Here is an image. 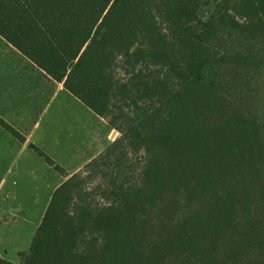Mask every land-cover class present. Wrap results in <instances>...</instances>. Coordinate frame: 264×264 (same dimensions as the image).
<instances>
[{"label": "trees", "instance_id": "1", "mask_svg": "<svg viewBox=\"0 0 264 264\" xmlns=\"http://www.w3.org/2000/svg\"><path fill=\"white\" fill-rule=\"evenodd\" d=\"M0 36L120 132L73 175L30 145L66 179L0 264H264V0H0Z\"/></svg>", "mask_w": 264, "mask_h": 264}, {"label": "rangeland", "instance_id": "2", "mask_svg": "<svg viewBox=\"0 0 264 264\" xmlns=\"http://www.w3.org/2000/svg\"><path fill=\"white\" fill-rule=\"evenodd\" d=\"M61 89L57 82L0 36V114L26 130L32 127L36 118H40L35 139L46 148L57 141L64 146L82 143L92 134L88 118L81 111L83 104L68 90L57 94L55 101L50 103L51 97ZM60 105L64 111L59 113L56 109ZM49 131L51 133L46 136L45 133ZM13 136L0 125V246L8 251L12 250L9 231L20 225L24 216L22 212L4 205L2 198L4 201H11L14 197L11 196L10 189L14 188L21 194L14 201L19 199L21 203V197L29 202L35 199L41 205L36 204L34 211L27 213L25 220L37 224L43 214L42 206L48 200L46 192L52 190L55 183L52 176L37 175L43 170V161L39 157L38 160L42 162H31L24 154H19L20 148ZM57 149L58 151L55 148L53 150L61 152L63 147ZM26 164L36 174L33 179L23 177ZM13 175H20L17 176L15 185ZM3 177H6L7 182L2 190ZM14 257L19 263V253L14 254Z\"/></svg>", "mask_w": 264, "mask_h": 264}, {"label": "crops", "instance_id": "3", "mask_svg": "<svg viewBox=\"0 0 264 264\" xmlns=\"http://www.w3.org/2000/svg\"><path fill=\"white\" fill-rule=\"evenodd\" d=\"M41 70V69H40ZM50 77V76H49ZM52 79V78H51ZM53 80V79H52ZM55 81V80H54ZM57 82V81H55ZM60 85L61 90L59 92L55 93L53 97L50 99V103L52 101H55V98L57 94L61 93L62 91H66L67 89L64 87L63 83L57 82ZM74 96V95H73ZM75 97V96H74ZM76 98V97H75ZM78 99V98H77ZM79 100V99H78ZM80 101V100H79ZM84 107H82V113L88 118L89 125L92 128V134L89 138H87L84 142L80 143H72V146H64L61 142H56L49 148L44 147L43 145H40V143L35 139V132H37V128L40 127V118L33 121L32 127L29 128V130H26L20 126H16L15 124L8 121L3 115L0 114V116L5 119L8 123L13 125L23 136L24 140H20L17 137L13 136L11 133H9L6 129V131L15 138L14 142H17V147L20 148L18 151L19 154H24L26 157L29 158V161H43V170L37 175H47V177H53L55 179V183L53 184L52 190H48L46 193L47 195V202H44L42 209L43 214L41 215V220L43 218L44 212L50 202L51 196L54 192V190L66 179V176H63L60 172H57V170L49 165L45 159L40 156L30 145L34 144L40 149H42L45 153H47L51 158L55 160V162L59 165H61L68 173V175H73L76 172L82 170L90 161H92L94 158L99 156L111 143H113L119 136V132L111 127L108 123V121L96 114L93 110H91L88 106H86L82 101H80ZM49 103V104H50ZM57 112H62L63 108L62 106H58L56 109ZM64 111V110H63ZM51 131L48 133H45V135L49 136ZM16 147V146H15ZM55 148L56 151H58L57 148L63 147L61 149L62 151L56 152L53 149ZM53 150V152H52ZM41 158L42 161L38 160V158ZM37 159V160H36ZM34 170L28 167V164H26V171L23 174L24 178H30L33 179V175H36L33 173ZM31 175V176H30ZM17 176L20 175H13V185H15V181L17 180ZM22 176V175H21ZM6 177H3V183H2V190L5 187V184L7 182ZM48 185V184H47ZM46 185V186H47ZM10 192L12 193L11 196L16 198V196H20V192L17 189H10ZM2 193V191H1ZM14 198L10 200L4 201V198H2L3 204L6 206H10V208L17 210L18 212L23 213V221L20 222V225H18L16 228L10 229L9 231V243H10V251L2 249L0 250V254L3 253V257L11 260L15 263H18L14 257V254L17 255L21 251L28 250L32 239L35 235V232L41 223V220L39 223L34 224L30 223L29 220H25V217H28L29 212H33L35 209V205H41L39 202H36L34 199L33 201L23 200V197H21V203L19 202V199L17 201H14ZM7 199H10L8 197ZM13 249L15 250L13 252Z\"/></svg>", "mask_w": 264, "mask_h": 264}]
</instances>
